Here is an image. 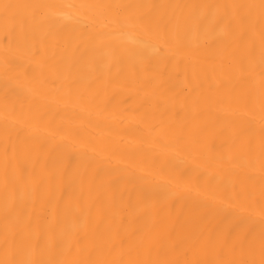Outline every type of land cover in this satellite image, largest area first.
I'll return each mask as SVG.
<instances>
[{
	"label": "bare ground",
	"instance_id": "bare-ground-1",
	"mask_svg": "<svg viewBox=\"0 0 264 264\" xmlns=\"http://www.w3.org/2000/svg\"><path fill=\"white\" fill-rule=\"evenodd\" d=\"M0 264H264V0H0Z\"/></svg>",
	"mask_w": 264,
	"mask_h": 264
}]
</instances>
